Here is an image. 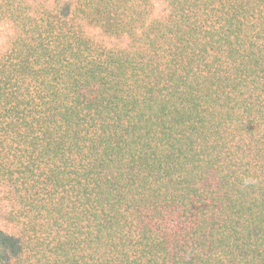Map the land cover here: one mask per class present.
<instances>
[{
  "label": "trees",
  "instance_id": "obj_1",
  "mask_svg": "<svg viewBox=\"0 0 264 264\" xmlns=\"http://www.w3.org/2000/svg\"><path fill=\"white\" fill-rule=\"evenodd\" d=\"M0 221V264H264V0H0Z\"/></svg>",
  "mask_w": 264,
  "mask_h": 264
},
{
  "label": "rangeland",
  "instance_id": "obj_2",
  "mask_svg": "<svg viewBox=\"0 0 264 264\" xmlns=\"http://www.w3.org/2000/svg\"><path fill=\"white\" fill-rule=\"evenodd\" d=\"M1 222V221H0ZM2 226H5V225H7V223H5V222H1L0 223Z\"/></svg>",
  "mask_w": 264,
  "mask_h": 264
}]
</instances>
